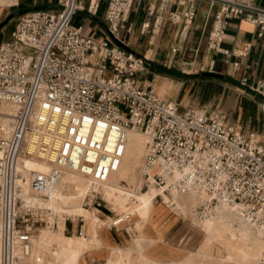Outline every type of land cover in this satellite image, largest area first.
<instances>
[{"label": "built area", "instance_id": "2783aa9c", "mask_svg": "<svg viewBox=\"0 0 264 264\" xmlns=\"http://www.w3.org/2000/svg\"><path fill=\"white\" fill-rule=\"evenodd\" d=\"M102 1L56 0V6L26 11L0 42V104L14 109L10 133L0 136V264H26L38 229L49 225L50 209L33 199H44L63 170L107 181L121 164L132 128L150 138L141 189L165 186L166 192L194 196L192 212L198 219L217 205H237L264 240V141L212 112L182 107L141 84L145 58L122 37V31L131 30L125 20L133 0H106L97 22L111 42L96 36L98 28L87 33L84 24L71 23L79 11L96 19ZM219 1L206 39L210 50L228 54L220 41L232 17H242L258 37L264 35V8L242 0ZM193 12L189 5L168 18L188 23ZM160 22L154 17L152 30ZM150 25L142 23L140 32H148ZM249 46L231 53L242 56ZM240 83L245 85L246 78ZM248 87L264 97L259 80ZM25 158L49 167L47 172L29 171L26 193L20 184ZM94 193L91 202L101 211L106 201ZM109 210L112 214L103 216L108 227L133 217ZM83 232L81 225L78 233Z\"/></svg>", "mask_w": 264, "mask_h": 264}, {"label": "crops", "instance_id": "0c3cea01", "mask_svg": "<svg viewBox=\"0 0 264 264\" xmlns=\"http://www.w3.org/2000/svg\"><path fill=\"white\" fill-rule=\"evenodd\" d=\"M242 1L264 8V0ZM37 3L51 4V1L12 0L11 3L0 4V24L3 23L0 26V42L7 39L4 25L12 21V29L14 27V17L4 22L11 11L28 5H38ZM221 4L219 0H133L125 20V27H130L131 30L122 31V37L130 50L145 58L146 72L140 77L141 84L150 86L159 97L176 102L182 107L192 106L186 101L189 90L190 93H198V90L203 89H231L239 95L238 113L236 100L235 107L230 110L235 122L242 119L247 126L244 132H252L256 139L264 141V97L248 87L250 83L259 80L264 89V35L258 37L254 25L242 17H232L227 19L220 41V48L228 54L210 50L206 45L207 34L213 16ZM189 5L194 12L188 23L183 20L171 21L168 18L170 12L184 11ZM149 9H153L152 14ZM156 16H159L161 22L152 30V22ZM146 21L151 23L149 30L141 33L142 23ZM96 32L104 37L103 32L98 29ZM246 43L250 44L246 54L240 56L231 53V50H239ZM172 48H176V51H172ZM201 71H212L219 76H204L200 74ZM242 77L246 78L245 85L240 83ZM215 115L225 119L219 112ZM235 126L240 128L239 125ZM63 225L66 233L69 229L67 222ZM81 225L83 223L76 226L72 224L69 231L78 235ZM125 225L127 224L122 223L115 228L105 226L100 231L104 243L109 247H120L125 235H130V230L134 229L137 236L132 240H138L142 232L147 238L154 240L144 252L152 258L164 260L179 258L185 251L177 247L183 242L181 235L184 228L189 236L196 233L189 221L186 225L178 217L169 216L168 210L162 205H156L152 220L144 225L142 231ZM106 254L105 250L87 253L88 261L98 260ZM84 263L87 264V260Z\"/></svg>", "mask_w": 264, "mask_h": 264}, {"label": "bare ground", "instance_id": "6f19581e", "mask_svg": "<svg viewBox=\"0 0 264 264\" xmlns=\"http://www.w3.org/2000/svg\"><path fill=\"white\" fill-rule=\"evenodd\" d=\"M11 2L12 0H0V4ZM13 114L14 109L12 106L0 104V136H7L10 133ZM149 141L150 138L144 131L135 128L129 129L127 131V141L121 164L117 171L110 174L107 181L101 183L77 172L63 170L60 173L59 181L51 188L44 199H33L34 202H43L50 209V223L49 226L40 228L36 233L32 241L31 257L26 264H81L79 260L80 248L77 239L64 233L63 224L68 215L75 217L79 214H82L83 217L89 220L90 228L94 231L107 224L108 218H104L105 220H103L99 216V210L96 207H86V204L92 201L95 195L94 192L101 195L115 214L125 215L126 213H132L133 217L129 221V225L139 231H142V228L148 221L154 209V200L158 196L162 201H175L183 210L189 204L193 210L197 201L190 194L184 195L176 191L166 192L165 186L155 187L154 185H149L147 189H141L139 184L140 177V182H143V180L141 169L138 170V165L141 163V155L145 151ZM35 161L37 160L30 158L22 160L20 177L23 181L20 184L24 193L27 191L30 170L47 172L49 169L48 165ZM19 167L17 166V168ZM137 170L139 171V178L137 177ZM64 186L72 187L74 192L64 194ZM75 194L81 196V202L75 199ZM197 220L204 240L207 241L216 236L221 237L225 248L232 253L231 255H233L239 264H244L251 260H255L257 264H264V240L262 233L241 212L239 206L217 205L213 213L201 219L197 218ZM53 223L54 226H52ZM140 238L147 240L148 244L154 242L153 239L147 238L142 232L140 233ZM115 249H118V251L134 249L137 251V256L141 261L143 260L141 258L146 259L144 264L149 260L144 252L146 246L141 247L138 242H131V245L126 248L112 246V250ZM42 253L46 254V262L41 261L39 258V255ZM122 255L119 254V256ZM155 260L157 264H188L186 261L178 260H171L168 263H164L158 259ZM47 261L50 263H47ZM126 262L113 260L108 257L104 261V264H127L128 262Z\"/></svg>", "mask_w": 264, "mask_h": 264}, {"label": "rangeland", "instance_id": "374dc122", "mask_svg": "<svg viewBox=\"0 0 264 264\" xmlns=\"http://www.w3.org/2000/svg\"><path fill=\"white\" fill-rule=\"evenodd\" d=\"M49 1H51V4H55L56 0H49ZM32 6H34V5H32ZM27 7H30V5L26 6V8ZM105 7H106V0H103L101 2V6L99 9L98 15L96 16V19L93 17H90L85 11H79L72 17L71 23L73 25L84 24L85 31H87V33H91L92 30H94L95 28H98L99 32H103L104 37L111 42V39H110V36L108 35V33H106L105 30L103 29L102 25H100L97 22V20H100V18L102 17V14L104 12ZM21 8H25V7H21ZM21 8H17L16 10H19ZM17 17L18 16L14 17L15 18L14 21L17 19ZM12 26H13L12 21H8V23H6L4 25V35L7 36L6 37L7 39L9 38ZM99 34L100 33H97L96 36H99ZM238 99H239V95H237L236 92L232 91L231 89H203V90H198V93H190V90H189L187 93L186 101H188V105L192 104V106H196L198 108L199 107L205 108L208 112H212L214 114L219 112L220 114H222L224 116L225 120H228L230 123H233L235 125H239L241 130L246 131V128H247V126L245 125L246 123L242 122L241 121L242 119L239 120L238 123H236L235 117H233V115L230 111L235 107L234 101L236 100V102H237L236 109H237V113H238V108H237L238 107ZM177 101H179V100H177ZM182 104H184V103H182ZM248 128H251V127H248ZM253 131H254V129H253ZM146 149H147V146H146ZM146 149L144 151L145 153H146ZM144 152L142 153L143 156L141 155V163H140V165H138V170L141 169L140 167H141V164L143 163V158L145 155ZM35 162H38V161H35ZM66 172H69V171H66ZM137 177L138 178L140 177L139 171H138ZM140 179H141V177H140ZM140 179H139V184L142 187V185H141L142 182H140ZM69 192L73 193L74 192L73 188L69 187V186H64L63 193L67 194ZM75 196H76L75 199L78 202H81V196L79 194H75ZM101 204H102V206H101V208H99V209H101V211H99V216L103 220H105L104 218H106V217H103V216L111 215L112 213L109 210L110 205L108 203L103 201V202H101ZM156 205H162L163 207H165L168 210L169 216L178 217V219L182 223H186V225H187V221H189L190 224L193 226V229H195L196 233H192L189 236V235H187V229L184 228V231L181 235V239L183 240V242H181L180 245H177V247L185 249V251H183L182 255L179 258H169V259L164 260V259H160V258H152L145 253L147 258L149 259L146 264H157L155 259H158L164 263H168L171 260H178V261H186V262H188V264H195V263H197V264H239L238 262H236L233 255H231L232 253L229 252L225 248L221 237L216 236L210 240H207V241L204 240L200 226L197 222L198 220L193 215L192 209L189 206V204H188V207H186L183 210L177 205V203L175 201H172V200L162 201L161 198L158 196L154 200V209L151 212L149 219L146 223H148L149 221L152 220ZM86 207L87 208H93L94 205L92 204V202H90V203L86 204ZM79 217H81L82 220H79ZM65 221L67 222V227L69 229H70V226L72 224H74L76 226V225L82 224V223H83V226L85 228V231L82 234L75 235L76 233L70 232L69 229L65 233V234H68L69 236H72V237L77 239V242H78V245L80 248L79 260H80L81 264H85L84 260H87V264H104V261L108 257L112 258L113 260H119V261H124V262L127 261L129 264H144L145 263L146 259L141 258V259H143L141 261L137 256V251H135L134 249L127 250V251L126 250H119L118 251V249L112 250V246L111 247L107 246V244L104 243V241L100 235V231L106 225H103L94 231L90 228L89 220H87V218L83 217L82 214H79L75 217L68 215V217L65 219ZM129 223L130 222L126 223L127 225H125V227H128V226L132 227L131 225H129ZM47 226H49V225H47ZM47 226H45L43 228H46ZM40 228H42V227H40ZM40 228L38 229V231L40 230ZM63 231H64V226H63ZM122 231H125V230L123 229ZM136 236H137L136 230H134V229L130 230V235H128V234L125 235V237L123 238V240L120 244V248L129 247L131 245V242H134V243L138 242L141 247H143V246L147 247L149 245L147 240H143L140 237L138 240H132V238H134ZM202 246H204V247L202 248ZM96 250H105V251H107V254L105 256H102L98 260L88 261L87 253H91V252L96 251ZM119 254H123V255L119 256ZM202 254L203 255L205 254V255L203 256ZM229 257H230V259H229ZM39 258L41 261L46 262L47 257H46L45 253L40 254ZM47 263H50V262L47 261ZM69 264H75V263H69ZM244 264H257V262L255 260H251V261L246 262Z\"/></svg>", "mask_w": 264, "mask_h": 264}, {"label": "water", "instance_id": "95a60500", "mask_svg": "<svg viewBox=\"0 0 264 264\" xmlns=\"http://www.w3.org/2000/svg\"><path fill=\"white\" fill-rule=\"evenodd\" d=\"M53 6H56V5H55V4H47V5H45L46 8H50V7H53ZM36 8H37V6H32V7H30L29 9H30V10H34V9H36ZM26 10H27V9H20L19 11H15V12L11 13L10 15H8V16L6 17V19H5L4 22H6L7 20H9L10 18H12V17H14V16H17V15H19V14H22V13L25 12ZM2 24H3V23H2ZM2 24H0V26H1ZM200 74H201V75H204V76H213V77H218V76H219L217 73L212 72V71H201Z\"/></svg>", "mask_w": 264, "mask_h": 264}, {"label": "trees", "instance_id": "16d2710c", "mask_svg": "<svg viewBox=\"0 0 264 264\" xmlns=\"http://www.w3.org/2000/svg\"><path fill=\"white\" fill-rule=\"evenodd\" d=\"M45 5H47V4H38V5H34V6H37V8H46ZM30 7H32V6H30ZM30 7H27V8L25 7V8H21V9H27L26 11H29V10H30V9H29ZM37 8H36V9H37ZM19 10H20V9H19ZM19 10H17V11H19ZM26 11H25V12H26ZM23 13H24V12H23ZM19 15H20V14H19ZM17 16H18V15H17ZM185 76H187V75H185Z\"/></svg>", "mask_w": 264, "mask_h": 264}, {"label": "flooded vegetation", "instance_id": "af4514ba", "mask_svg": "<svg viewBox=\"0 0 264 264\" xmlns=\"http://www.w3.org/2000/svg\"><path fill=\"white\" fill-rule=\"evenodd\" d=\"M13 12H15V10H12V11H11V13H13ZM14 17H16V16H14Z\"/></svg>", "mask_w": 264, "mask_h": 264}]
</instances>
